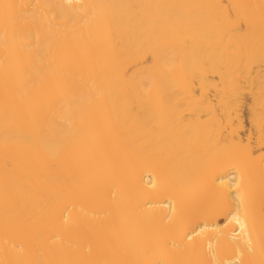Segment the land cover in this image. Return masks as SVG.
<instances>
[{
	"label": "bare ground",
	"instance_id": "obj_1",
	"mask_svg": "<svg viewBox=\"0 0 264 264\" xmlns=\"http://www.w3.org/2000/svg\"><path fill=\"white\" fill-rule=\"evenodd\" d=\"M0 264H264V0H0Z\"/></svg>",
	"mask_w": 264,
	"mask_h": 264
}]
</instances>
